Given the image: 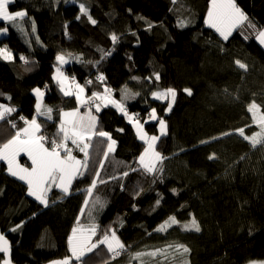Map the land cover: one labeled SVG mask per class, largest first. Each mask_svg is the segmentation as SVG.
Returning a JSON list of instances; mask_svg holds the SVG:
<instances>
[{
  "label": "trees",
  "instance_id": "16d2710c",
  "mask_svg": "<svg viewBox=\"0 0 264 264\" xmlns=\"http://www.w3.org/2000/svg\"><path fill=\"white\" fill-rule=\"evenodd\" d=\"M80 3L98 21L96 25L83 16L80 21L75 19ZM236 3L258 28L264 27V0ZM209 7L210 0H15L9 6L10 11L25 10L28 16L18 19L16 26L0 21V28H8L0 38V47L7 44L13 53L12 61L0 59V103L17 109L0 121V146L24 126L20 115L29 120L36 115L34 88L45 91L43 106L53 110L51 120L36 117L41 134L49 141L57 138L60 113L78 107L75 97H65L52 80L58 53L70 57L63 68L70 78L74 75L81 85L88 79L93 81L86 85L88 96L108 86L120 100L121 90L127 87L131 93H139L125 105L144 125L145 132L159 134L158 122L149 120L152 108L167 125V135L157 143V151L167 157L162 183H153L154 177L140 167L138 157L146 145L136 136L135 127L113 107L103 108L96 115L98 129L109 131L117 140L115 151L104 159L107 141L94 137L89 150L90 171L74 181L70 195L53 189L47 208L28 197L27 185L10 176L2 164L0 233L9 240L14 264H51L69 256L71 229L78 217L81 223L89 222L87 213L97 197L106 201L103 209L93 212L100 232L111 226L126 251L112 259L102 245L88 255L87 264H183L184 260L188 264H248L249 260H264V142L252 147L244 133L235 131L244 127L246 135L257 138L259 128L252 125L247 106L255 100L264 114V48L254 37L248 41L242 38L241 31L250 34L246 26L223 41L205 24ZM182 20L191 22L180 28ZM113 33L120 38L115 45ZM101 50L112 54L98 66L87 63L99 60ZM21 55L27 62L20 59ZM236 60L244 63L246 70L240 69ZM98 68L106 77L105 84L96 80ZM154 73L160 74L159 81ZM133 76L139 79L133 80ZM167 87L177 90V98L166 114L167 101L155 100L151 93ZM185 88L192 90L191 96L183 91ZM79 111L87 110L81 107ZM8 120H15L17 129ZM205 141L211 142L202 143ZM76 154L83 159V154ZM213 154L210 161L208 157ZM96 170L107 183L98 180L89 197L86 189ZM124 172L129 174L124 177ZM114 176L117 179H111ZM158 193L162 196L159 206ZM85 199L89 201L87 207ZM189 213L198 220L199 233L182 230L181 225L191 219ZM173 215L179 224L157 232ZM17 225L22 226L12 232ZM174 244L190 251L181 255L169 247ZM165 249L168 259L158 251ZM151 252L157 255L148 256ZM136 253L141 255L137 258ZM3 258L0 254V261Z\"/></svg>",
  "mask_w": 264,
  "mask_h": 264
},
{
  "label": "snow or ice",
  "instance_id": "6c2138e0",
  "mask_svg": "<svg viewBox=\"0 0 264 264\" xmlns=\"http://www.w3.org/2000/svg\"><path fill=\"white\" fill-rule=\"evenodd\" d=\"M15 0H0V21L8 22L15 25V22L20 19L23 20L28 16L27 11L18 10L12 12L9 10V6L13 4ZM60 0H56L59 3ZM67 2V0H66ZM86 17L91 25H96L98 21L92 17L89 9L84 3L79 4V14L76 15L75 19L77 21L81 20V17ZM137 20L143 19V17H137ZM191 21L182 20L178 24V27L184 28ZM31 30L36 32V23L33 19ZM205 24L215 30L219 34L223 41H228L233 33L238 30L245 28L250 30V34L246 35L244 31L240 32V35L245 41H248L251 37L259 43L261 47H264V27L258 28L255 23H253L248 15L243 11V9L238 6L236 0H210V7L207 12V19ZM65 35L67 33V23L65 24ZM152 27L151 24L148 25V30ZM23 30V29H21ZM8 28H0V33H7ZM136 35V33H132ZM111 41L113 45L120 42V38L113 33L111 35ZM37 43H40L39 37H37ZM114 50V49H113ZM112 54L111 51L101 50V56L99 60L95 62L88 61L87 63L93 64V66H98L101 61L106 59ZM129 60L132 59L131 56L128 57ZM0 59L5 61H11L13 59V53L9 49L8 45L5 44L0 47ZM21 60H25V56H20ZM77 62H82L79 57L75 58ZM55 61L57 65L52 76V80L56 85L59 86V91L65 97H75L78 107L71 111H63L60 113V122L58 127V132L56 137L50 141L46 135L41 134V124L37 120V116H46L48 120L52 119V108L43 106L42 101L45 96V91L40 87L33 89V94L36 97L35 111L34 115L30 120L23 115L19 116V120L23 121L24 126L18 128L15 134L0 146V161H4L7 165V173L20 181H23L27 185L26 195L32 197L35 201L39 202L40 205L47 208L49 206V193L53 191V188L58 189L65 196L71 194L72 186L74 181L83 178L89 171V161H90V148L93 144V138H105L107 141L106 150H104V159H107L109 154L115 151L117 140L114 139L109 131H105L102 128L98 129V116L93 114V109L95 113H100L103 108L109 106L115 108L119 113L127 118V122L135 127V134L140 141H143L146 147H144L142 154L138 157V162L143 171L154 177L153 183L159 180L161 183L162 172H163V161L167 157L163 156L160 151H157V142L161 140L162 136L167 135V125L166 120L163 117L158 116L157 109L152 108L149 112V120L158 122V135H148L144 130V125L139 119L134 115H130L129 111L125 105V101L135 99L139 93H131L127 87L121 90V98L117 100L113 96V89L105 86L103 92L92 91L90 96H86V85H91L92 80L88 79L85 81V85H81L77 82L75 76L71 78L63 70L64 66L70 63V57H66L63 53H58L55 56ZM27 62V61H26ZM236 65L240 69L246 70V65L239 60L235 61ZM98 75L96 80L101 84H105L106 77L102 71L97 69ZM156 81L161 79L159 73H154ZM133 80H138L139 77L133 76ZM151 80V77L148 78ZM48 85L45 84V88ZM183 91L191 96L192 90L190 88H185ZM3 93H0L2 96ZM152 98L158 101H167V107L164 109L167 114L173 108L176 102L177 90L174 87H167L162 91H153L151 93ZM8 100L12 98L7 97ZM253 106L256 108V113H253ZM83 107L87 111L81 113L79 109ZM260 105H258L255 100H253L247 106V112L251 114L252 125L259 128L256 131V139L252 140L249 135L245 134V128L235 130L244 133L243 138L248 141L252 147H256L258 144L264 142V124L260 123L256 117L257 115L264 119V114L260 113ZM17 112L14 106H10L5 103H0V121H5V119L11 114ZM8 123L13 129H17V123L15 120H8ZM248 125L247 127H251ZM118 131L123 132V129H118ZM232 133L226 132L225 135H230ZM217 139L219 137H216ZM69 142L72 147H69ZM211 142L205 141L202 143ZM46 144L48 146H46ZM73 149L78 150L79 153L83 154V159H78L77 156L73 154ZM21 154L26 155L27 159L30 161V167L24 166L19 162V157ZM243 158V157H242ZM208 159L211 161L214 159V154L210 155ZM103 168V164L100 165ZM136 171V169H133ZM129 173L124 172L123 176L126 177ZM111 179H117V177H111ZM100 180L101 183H107V181L100 179V172L96 170L94 178L91 180L90 185L87 187L86 192L88 196H92L94 189L97 188V181ZM121 190H124V186L121 185ZM140 191H143L141 188ZM174 195H178L175 189L172 190ZM139 195V192L136 193ZM158 198L156 200V205L159 206L162 196L157 194ZM89 204L88 199H85L84 206L87 207ZM106 201L101 200L97 197L91 204V208L87 213V219L89 222L81 223L79 217L72 227L71 232L67 238L69 256L63 259L52 261L51 264H87L84 259L89 253H93L95 250L100 248L102 245L106 246L107 251L113 256H119L121 250L126 251L125 244L120 240L117 235V231L113 230L111 226L107 230L100 232L99 225L96 223L93 212H99L100 209L105 207ZM183 207V206H182ZM135 210V206H133ZM83 212V208H82ZM191 219L181 225L183 231H194L199 233L201 231V226L196 219V217L189 213ZM179 224L176 216H169L167 220L162 223L159 228L156 229L157 232H166L173 225ZM22 225H17L15 228L11 229L12 232H16L18 228ZM122 226V224H121ZM170 248H174L177 253L181 255L187 254L190 249L182 244L169 245ZM160 254L168 259L167 250H158ZM0 254H3L4 258L0 261V264H13L11 259V246L9 240L6 239L3 233H0ZM138 258L141 253H136ZM150 257H155L157 252L147 253ZM183 264H188L187 260L183 261ZM248 264H264V260H249Z\"/></svg>",
  "mask_w": 264,
  "mask_h": 264
},
{
  "label": "crops",
  "instance_id": "0c3cea01",
  "mask_svg": "<svg viewBox=\"0 0 264 264\" xmlns=\"http://www.w3.org/2000/svg\"><path fill=\"white\" fill-rule=\"evenodd\" d=\"M7 33H0V38L2 37V36H5ZM12 61V60H11ZM86 96H88V95H86ZM44 99V98H43ZM42 104H43V101H42ZM69 111H71V110H69ZM145 131H146V129H144ZM147 133V132H146ZM148 134V133H147ZM73 153H79L78 152V150H75V149H73ZM80 154H82V153H80ZM81 159V158H80ZM19 162L22 164V165H24V166H28V167H30V161L27 159V157H26V155H24V154H21V156L19 157ZM2 164H5V166H6V168H7V165H6V163L4 162V161H0V166L2 165ZM1 169V168H0ZM18 179V178H17ZM53 189H55V188H53ZM58 190V189H57ZM59 191V190H58ZM60 192V191H59ZM50 194V193H49ZM34 199V198H33Z\"/></svg>",
  "mask_w": 264,
  "mask_h": 264
},
{
  "label": "rangeland",
  "instance_id": "374dc122",
  "mask_svg": "<svg viewBox=\"0 0 264 264\" xmlns=\"http://www.w3.org/2000/svg\"><path fill=\"white\" fill-rule=\"evenodd\" d=\"M264 48V47H263ZM86 95H87V93H86ZM115 99H117V98H115ZM118 100V99H117ZM109 107H111V106H109ZM87 110V109H86ZM253 113H256V110H254L253 111ZM93 114L94 115H96V113H95V111L93 110ZM256 119L260 122V123H262V124H264V119H261L258 115H257V117H256ZM167 130V129H166ZM149 135V134H148ZM143 144H144V142L143 141H141ZM158 143V142H157ZM145 145V144H144ZM146 147V146H145ZM75 156H77V158L78 159H80L82 156H79V154H76V153H73ZM105 248H106V246H105ZM107 249V248H106ZM109 253V252H108ZM12 255V254H11ZM110 257H111V254H110ZM111 259V258H110ZM76 264H79V262H77Z\"/></svg>",
  "mask_w": 264,
  "mask_h": 264
},
{
  "label": "built area",
  "instance_id": "2783aa9c",
  "mask_svg": "<svg viewBox=\"0 0 264 264\" xmlns=\"http://www.w3.org/2000/svg\"><path fill=\"white\" fill-rule=\"evenodd\" d=\"M123 251H124V250H121V254L123 253ZM121 254H120V255H121ZM120 255H119V256H120ZM119 256H115V257H114L113 254H111V258H112V259H118Z\"/></svg>",
  "mask_w": 264,
  "mask_h": 264
},
{
  "label": "water",
  "instance_id": "95a60500",
  "mask_svg": "<svg viewBox=\"0 0 264 264\" xmlns=\"http://www.w3.org/2000/svg\"><path fill=\"white\" fill-rule=\"evenodd\" d=\"M6 239H7V238H6ZM89 254H90V253H89ZM89 254H88V255H89ZM87 257H88V256H87ZM87 257H85L84 259H86ZM11 259H12V255H11ZM76 263H77V262H75V264H76ZM13 264H14V263H13Z\"/></svg>",
  "mask_w": 264,
  "mask_h": 264
}]
</instances>
